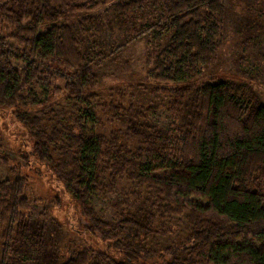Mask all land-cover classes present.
<instances>
[{
    "label": "trees",
    "instance_id": "1",
    "mask_svg": "<svg viewBox=\"0 0 264 264\" xmlns=\"http://www.w3.org/2000/svg\"><path fill=\"white\" fill-rule=\"evenodd\" d=\"M52 1L74 11L94 10L101 3ZM162 1L166 22L158 37L165 31L173 35L170 44L153 57L150 75L174 85L165 89L170 96L169 110L181 116L187 113V126L177 149L153 162L136 165L135 177L149 185L151 192L135 191V204H115L123 216L117 228L102 221L91 208L88 188L75 192L73 185L81 178L80 183H86L99 166L116 180L124 175L127 167L135 166V162L121 156L127 150L125 146L116 142L106 149L101 139L89 132L88 124L96 123V118L93 110L86 111L80 116L82 125H76L78 132H70L73 148L68 171L61 158H47L51 148L45 146L53 141L44 137L47 130L40 120L30 118L27 109L23 113L19 108L40 103L32 89L44 88L42 82L50 69L66 73L70 97L82 101L83 90L90 88L94 77L90 65L86 63L85 68L81 63L70 27L53 20L26 29L19 39L24 48L19 54L26 65L23 71L11 61L12 51L0 42V105L16 107L25 128L32 131L37 127V132H42L32 135L36 162L53 172L88 220L87 233L101 247L94 256L88 250L76 252L63 264H145L144 259L162 252L173 255L168 264H264V191L255 184L257 181L261 186L264 182V106L253 108L224 80L203 81L200 86L192 81L200 77L202 68L215 61L222 48L225 0ZM133 7L129 3L115 9L124 15ZM192 95L195 98L191 99ZM25 185V177L0 183V226L7 225L0 229L3 236L15 226L24 225L21 221L29 208L22 192ZM190 199L204 204H194L182 246L159 252L147 248L153 220L159 217L165 222L166 217L183 215L184 204ZM161 227L157 233L169 235ZM2 264L11 263L4 259Z\"/></svg>",
    "mask_w": 264,
    "mask_h": 264
},
{
    "label": "rangeland",
    "instance_id": "2",
    "mask_svg": "<svg viewBox=\"0 0 264 264\" xmlns=\"http://www.w3.org/2000/svg\"><path fill=\"white\" fill-rule=\"evenodd\" d=\"M129 3L134 7L124 15L115 9ZM164 3L101 0L94 10L74 11L52 0H0V42L12 51L11 61L19 71L26 68L19 56L24 49L19 39L26 29L37 28V22L56 20L73 31L81 63L85 68L86 63L90 65L94 77L90 88L83 90L82 101L70 97L67 74L50 69L42 82L44 88L32 89L40 103L19 108L23 113L27 109L30 118L40 120L47 130L44 137L53 141L45 146L51 148L47 158H61L68 171L73 148L70 132H78L76 125H82L80 116L86 111L93 110L96 118V123L88 124L89 132L101 139L106 149L116 142L125 146L128 153L121 156L135 162V166L127 167L117 180L100 166L86 183H80L84 178L74 181L76 170L72 175L75 192L88 188L91 208L114 228L123 220L116 203H122V207L135 204V191L151 192L149 185L135 177L136 165L153 162L164 157L163 153L177 149L187 126V113L181 116L182 113L169 110L170 96L165 89L174 85L150 75L153 57L170 44L173 35L165 31L158 37L165 28ZM223 25V45L217 58L202 68L200 77L192 79L193 84L224 80L253 108L264 106V0H225ZM17 113L14 106L0 105V183L25 177L27 185L22 192L29 208L24 212L26 218L21 217L24 225L15 226L7 236L0 234V264L4 259L11 264H63L72 254L83 250L94 256L101 247L87 233L88 220L55 180L53 172L36 162L33 137L42 132L38 133L37 127L32 131L25 128ZM255 184L264 191V182L261 186L257 181ZM189 202L184 204L183 215L166 217L165 222L159 217L153 220L147 248L159 252L182 246L194 204L203 203L194 199ZM159 227L169 235L157 233ZM161 254L143 262L172 261V254Z\"/></svg>",
    "mask_w": 264,
    "mask_h": 264
}]
</instances>
